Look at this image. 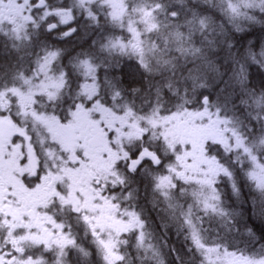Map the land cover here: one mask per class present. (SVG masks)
Returning a JSON list of instances; mask_svg holds the SVG:
<instances>
[{
    "label": "snow or ice",
    "instance_id": "6c2138e0",
    "mask_svg": "<svg viewBox=\"0 0 264 264\" xmlns=\"http://www.w3.org/2000/svg\"><path fill=\"white\" fill-rule=\"evenodd\" d=\"M0 264H264V0H0Z\"/></svg>",
    "mask_w": 264,
    "mask_h": 264
},
{
    "label": "trees",
    "instance_id": "16d2710c",
    "mask_svg": "<svg viewBox=\"0 0 264 264\" xmlns=\"http://www.w3.org/2000/svg\"><path fill=\"white\" fill-rule=\"evenodd\" d=\"M257 31L254 33V35L251 37V39L255 40L258 36L261 35L259 29H260V25L258 24L257 26Z\"/></svg>",
    "mask_w": 264,
    "mask_h": 264
}]
</instances>
